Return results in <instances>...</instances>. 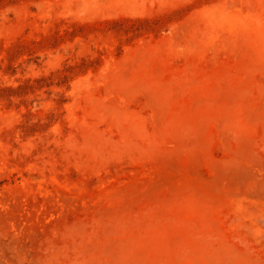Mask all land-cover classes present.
<instances>
[{"label":"rangeland","instance_id":"1","mask_svg":"<svg viewBox=\"0 0 264 264\" xmlns=\"http://www.w3.org/2000/svg\"><path fill=\"white\" fill-rule=\"evenodd\" d=\"M0 264H264V0H0Z\"/></svg>","mask_w":264,"mask_h":264}]
</instances>
